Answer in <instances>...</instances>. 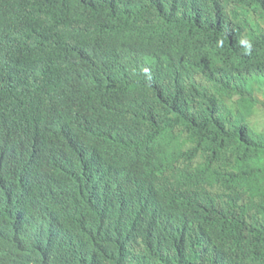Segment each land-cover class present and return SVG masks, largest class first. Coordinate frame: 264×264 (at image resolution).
Here are the masks:
<instances>
[{
  "label": "trees",
  "instance_id": "trees-1",
  "mask_svg": "<svg viewBox=\"0 0 264 264\" xmlns=\"http://www.w3.org/2000/svg\"><path fill=\"white\" fill-rule=\"evenodd\" d=\"M258 91L264 0H0V264H264Z\"/></svg>",
  "mask_w": 264,
  "mask_h": 264
},
{
  "label": "clouds",
  "instance_id": "clouds-1",
  "mask_svg": "<svg viewBox=\"0 0 264 264\" xmlns=\"http://www.w3.org/2000/svg\"><path fill=\"white\" fill-rule=\"evenodd\" d=\"M112 53H113L112 56L107 57L106 60L107 62L104 63L105 65L108 66L111 74L130 72L132 69L130 65L135 63L146 74H148L150 81L154 80L161 82L162 80H165L164 79L165 71L163 70L160 61L153 55H151V58L154 57V60L148 62L146 61L147 55L137 53L128 48L115 49L112 51ZM115 88L120 90V88H117L116 86Z\"/></svg>",
  "mask_w": 264,
  "mask_h": 264
},
{
  "label": "rangeland",
  "instance_id": "rangeland-1",
  "mask_svg": "<svg viewBox=\"0 0 264 264\" xmlns=\"http://www.w3.org/2000/svg\"><path fill=\"white\" fill-rule=\"evenodd\" d=\"M255 98L257 99V101L259 103L263 102L264 101V91L263 92H261V91L256 92ZM258 108H260L261 111L253 118L252 126L256 130L261 131V130H264V112H263V109L261 108V106H258Z\"/></svg>",
  "mask_w": 264,
  "mask_h": 264
}]
</instances>
